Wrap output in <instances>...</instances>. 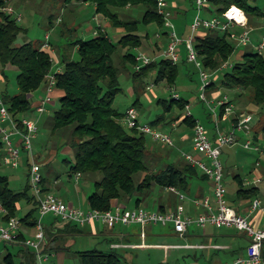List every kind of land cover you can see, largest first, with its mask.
Returning a JSON list of instances; mask_svg holds the SVG:
<instances>
[{"label":"trees","instance_id":"16d2710c","mask_svg":"<svg viewBox=\"0 0 264 264\" xmlns=\"http://www.w3.org/2000/svg\"><path fill=\"white\" fill-rule=\"evenodd\" d=\"M87 1L95 6V13L105 17L112 28L122 29L123 35L116 43L107 33L102 32L90 40L77 39L71 44L77 49L79 56L77 61H73L69 53L59 55L63 70L54 74V77L55 89L62 93V97L59 99L60 106L54 112L50 127L52 134L60 133L66 139L64 146L73 155L70 170L72 175L77 177L101 175V179L94 182V191L87 199L89 209L109 211L112 209L113 201H128L132 198L135 199L134 207L140 208L155 187L164 191L174 189L180 194H190L194 181L206 182L209 180L208 177L190 165L182 154L177 163L171 162L155 169L154 162L150 159L152 154L168 159L171 156L175 157V153H163L161 149L149 145L146 135L123 125L122 119L125 114L114 108L115 99L121 92L120 70L114 64L115 56V60H118L116 62L125 72L131 69L133 90L139 96L148 83V78L153 74L155 84L166 83L169 88L175 86L182 66L189 64L187 55L183 62L177 64H173L165 57L154 60L161 57L163 44L160 45L158 41L152 44L151 34L146 28L154 25V37L159 35V38L167 42L165 20L158 13L157 0ZM254 1L210 0L205 14L220 17L229 7L236 6L244 11L252 27L253 18L264 19V7L252 4ZM188 2L193 5L195 11L194 0ZM6 5L4 0H0V75L5 81L4 90H1L0 95L9 114L15 121L20 122L22 117L29 118L33 112L30 95L46 86L55 59L49 50L42 49L41 43L25 39L23 43L18 44L19 38H24L27 30L13 16L2 12L1 9ZM138 7L145 10L140 20L125 14V9ZM169 9L173 11L172 7ZM185 12L184 9L183 13ZM180 37L186 38L183 35ZM146 41L153 46L151 56L153 61L136 73L134 66L137 63V55L134 51L141 54ZM194 48L203 69L212 74L221 71L222 67L236 56L238 49L230 40L229 31L205 29L195 34ZM238 55L240 57L236 58L237 61L230 66V70L208 89L219 85L228 91H239L240 95H246L247 100L258 108L257 124L263 125L261 133H254V143L258 144V134H261V139L264 136V57L256 49L245 50ZM7 70L18 72L16 77L18 93L15 95H9L6 89ZM158 103L164 107L165 113H173L176 110L177 115L170 121L180 122L192 137L195 118L193 116L188 118L185 113L183 114L188 101L181 98L170 102L159 100ZM138 104L139 99L133 107ZM221 113L223 114V108ZM164 117L165 115L158 116L150 125L156 128ZM3 148L0 139V166L3 165ZM26 163L27 185L20 191L13 190L9 177L0 174V206L5 212L4 219L7 223L11 218L18 217V205L25 200L31 205V209L20 218V223L35 228L39 217L38 202L30 190L28 156ZM232 180L235 185L231 194L233 202L250 200L252 203L258 198V188L247 185L241 175H233ZM42 183H46L44 178ZM226 191L228 203V190ZM44 192L47 193V190L44 189ZM165 211L164 207L159 208V212ZM63 224L65 232L83 233L76 224ZM76 255L80 259V264H121V259L113 251L91 250ZM262 263L264 264V245Z\"/></svg>","mask_w":264,"mask_h":264},{"label":"crops","instance_id":"0c3cea01","mask_svg":"<svg viewBox=\"0 0 264 264\" xmlns=\"http://www.w3.org/2000/svg\"><path fill=\"white\" fill-rule=\"evenodd\" d=\"M4 1L7 4L6 6H11L14 9L15 13L20 15L22 19H24V14L28 11V5L31 2V0ZM46 1L48 3V0ZM186 2H188V0H170V6L172 5L173 8L172 20L176 17H179L180 15H183V10L186 7ZM13 4L15 6H13ZM91 5L92 4L87 0H67L65 1L63 6L61 3L60 7L62 12H60L59 16L62 15V13H64V15L65 13H69L70 15H72L71 17H74L73 14L75 13V11L73 12L72 8L70 7ZM68 8H70V10H68ZM93 10H95L94 5ZM134 12L135 8L125 9V14L133 18L135 17ZM87 22L89 23L85 25V34H89L93 37H96L100 32L107 33V35L109 36V29L114 30V28L111 27V24L105 17L96 13L91 18V20ZM252 23L256 24V26L253 28L254 31L252 33H255L256 37L264 36V19L253 18ZM114 31L113 34H119L123 32V30L119 28H116ZM236 31L238 32L240 31V29H236ZM42 43L43 42H41V44ZM53 51L57 55V57H55V66L57 68L56 73H61L63 67L60 66L61 64L59 60V51H57L56 48H54ZM237 57H240V55H237ZM184 59L185 56H183L180 52L179 62H183ZM212 81L213 83L218 82V80H215V78ZM4 85V78L0 75V86ZM45 87L46 86L43 87L44 91ZM220 89L221 88L219 87V85H217L215 88L207 90V99L213 102V104L206 105L207 108L214 107V103H216L218 100H221L223 97L228 96L227 93L220 91ZM237 92L239 93V91ZM54 97L60 99L62 97V93L54 89L51 94L52 100L54 99ZM38 101L39 99H36L35 103L32 104L33 112L29 115V118L35 121L39 128V121L41 119L39 120L38 117V119L35 120L37 117L34 112ZM188 104H190V101H188ZM230 104L233 106V114L228 117H224V115L221 113V108L216 109L217 114L220 116L218 123L215 122V118L212 112L208 113V125L206 126L205 123H203V125L205 126L211 141H215L218 131L224 133L230 132L233 128V124L235 123L236 115L240 113H248L252 115L253 120L251 123V136L253 137V139L254 133H261V128L258 127L256 119L258 113L257 107L250 103L244 95L240 94H237L235 101L230 99ZM196 105L197 104H195L193 107H195ZM203 108H205V106L201 103V105H199L195 109L198 113V117L196 116L195 118H197L196 120H199L200 122H202V120L199 118H201L200 116L203 112ZM49 110L50 109L46 111L49 112ZM170 119L174 120V116L169 119L167 117H164V120L158 123L156 129H158L159 131L162 130L161 132H164V130H170V132L175 133L178 132V135L176 136V144L179 147V152H182L181 154H194L191 148V133L185 131L184 126L180 124V122L170 121ZM258 135V144L264 147V140L261 139V134ZM37 140L38 136L34 140V154L36 159L41 162V164H39L40 173L42 175V179L44 178L46 180V183L43 184L44 189L47 190L48 193L55 195L71 208L80 209L83 201L86 205V209L80 210H88L89 206L87 199L89 195H85L83 197V200L81 201L79 199H76L77 202H74L73 198L72 201L66 202L65 198L60 197V195H56L59 181L55 178L49 179V177L43 176L42 163L44 166H48L49 163L52 162L51 158L56 156L57 148L59 149V145L54 144L53 147L49 149L50 157L49 159H47V157L43 155V152L47 151L48 147L45 145H40L38 149ZM246 140L247 139L237 136V141L242 145ZM64 144L65 143L63 142L62 147L64 146ZM233 147H235V145L230 148L232 149ZM62 149L70 152L67 147H63ZM258 155L259 157L256 159L255 163L250 166V168L247 167L249 168L248 172L244 174V176H241L245 179L247 185H252L258 188V199L264 200V153ZM222 156H224L222 165L225 182V177L228 176L226 175V173L229 170L231 164L230 160H226L225 158L224 149L222 150L221 157ZM178 157L179 155L175 157L171 156V162L177 163L179 161ZM197 157L201 158L200 156ZM26 162L27 155L25 153H22L18 168L21 170V168L23 167V163L25 164ZM24 168L27 178L28 167ZM235 168L237 169H234V171L240 170L236 166ZM233 174H231V176ZM11 178L12 182L16 180L15 176ZM76 179L79 180L77 176ZM168 193L172 197L171 203L170 198H168L167 203H165L164 205L159 203V207L156 211H159L160 207H164L166 211L175 210L179 207H182L187 216L194 217L204 213V209L202 207H199L197 205V202H201L205 198H209L211 200L213 199V184L210 180H207L206 182L194 181L192 192L190 194H181L183 196V199H181L175 193H172L170 191H168ZM227 195L229 207H231L236 213L242 216H248L251 224L255 228L264 229V216L259 211L251 212L250 200H239L233 202V196L231 194L229 195V192L227 193ZM134 201V198L129 199L128 201H113L112 209L116 207H121L124 209H135ZM142 206L143 204L140 206V208H142ZM30 209V204L21 202L18 205V215L21 214L24 217L30 211ZM4 217L5 212L0 206V228L6 224ZM19 218L21 217L19 216ZM43 225L45 231V240L41 245L39 251H35L31 248H26L24 246V242L26 240L32 239L35 236L36 227L29 228L26 225H22L20 223L19 230L12 242H0V264H80V259L76 254L85 251H74L72 249V246L75 239L85 235L96 241L102 239L104 243H106L107 249L100 250L96 248L93 250L102 252L113 251L121 259V264H224L227 262H232L236 258L244 257L246 254V248L248 247V238L245 237L244 234L238 233L232 229L224 228L218 230L211 226H207L203 229L191 228L187 231L186 234L180 236L173 231L171 226L150 225L142 229L137 225L125 226L119 224L113 227H109L101 222H95L94 224H89L82 227L78 226V228H80L83 233L72 234L70 232L63 231L65 230L63 229L65 226L63 222L58 221L57 218L52 215H48L43 219Z\"/></svg>","mask_w":264,"mask_h":264},{"label":"built area","instance_id":"2783aa9c","mask_svg":"<svg viewBox=\"0 0 264 264\" xmlns=\"http://www.w3.org/2000/svg\"><path fill=\"white\" fill-rule=\"evenodd\" d=\"M210 0H194L195 16L190 27V34L186 39L178 36L172 23V12L170 11L169 0H157L158 13L164 17V27L167 32V44L164 53L173 64L180 60L179 46L183 44L187 53V62L195 66L199 71L201 85L199 88L200 99L206 105L213 104L207 99V90L213 84L211 77L203 69L198 54L194 48L195 34L201 30H219L222 32L229 31L230 40L237 47H246L250 44V30L247 26L245 13L236 6L229 7L222 16H213L211 20L202 18L205 9L209 6ZM235 8V11H233ZM2 12L13 16L17 22L21 21V16L16 14L10 6L1 9ZM241 29L240 32L235 31ZM237 32V33H236ZM159 38L160 36L157 35ZM48 36L42 43L43 50H49L54 56V51L48 42ZM264 48L262 42L255 49L261 53ZM153 60L144 54L138 53L136 56V65L134 71L139 73L141 69L149 65ZM228 67L225 64L223 68ZM45 87V95L38 101L35 111L39 114L44 113L48 104L51 102V94L55 89V77L49 75ZM152 88L149 87L148 90ZM173 100L178 101V94H173ZM211 112L218 123L220 116L217 114V108H223L224 117L233 114V106L223 97L214 103ZM186 117L192 118L190 113V104L186 105ZM237 123L233 125L230 132L218 131L215 141H211L205 126L195 119V125L192 130L191 148L194 154L183 153V158L193 167L201 170L213 184V199L205 198L197 202L199 207L204 209V213L197 216H187L182 207L175 210H168L164 213L159 211H148L143 208L124 209L116 207L109 211L101 212L98 210L71 208L63 201L51 193L44 192L43 179L40 173V166L34 154V140L39 133L38 125L35 121L22 117L20 122L15 121L9 114L7 107L4 105L0 95V139L4 145L2 163L13 169L18 168L21 154L25 153L29 159V185L34 197L38 202V221L36 223V234L32 239L26 240L24 246L39 251L45 240V231L43 219L52 215L63 223H72L80 227L101 222L109 227L115 225H137L144 229L147 226H171L173 231L183 236L191 228L203 229L207 226L220 229H232L238 233L244 234L249 244L244 257L235 259L232 262L224 264H263L262 249L264 245V229L255 228L248 216H242L236 213L228 206L226 200V187L224 184L223 165L221 161L222 150L225 147H232L238 144L237 133H245L248 138L243 144V148L248 151H257L259 154L264 153V147L254 143L251 136L252 115L240 113L236 115ZM125 126L149 136L152 141L167 147L174 146V140L170 134L159 131L150 124L142 125L139 123L138 114L135 108H129L124 116ZM264 140V136H263ZM200 156L201 158L197 157ZM80 175H78V178ZM168 191L175 193L181 199L183 196L174 189ZM259 211L264 216V200L254 199L251 203V212ZM20 227L18 218H11L4 226L0 228V242H12Z\"/></svg>","mask_w":264,"mask_h":264},{"label":"rangeland","instance_id":"374dc122","mask_svg":"<svg viewBox=\"0 0 264 264\" xmlns=\"http://www.w3.org/2000/svg\"><path fill=\"white\" fill-rule=\"evenodd\" d=\"M65 1L67 0H48V3L46 0H31V2L28 5L27 12L24 14V19L20 21V25L27 30L25 37L19 38L18 44L23 43V41L26 39V41L33 42V43H41L45 41L46 35L49 36V44L51 46V49L54 50V48L59 51V55H62L63 53H69L71 55V59L73 61L79 60V56L77 54V50L71 46V44L76 41L77 39H83V40H90L94 37L85 34V25H87V21H90L91 18L95 14V10H93V4L91 6H80V7H70L72 8L74 17H71L69 13H62V15L59 16L61 11V3L62 6L64 5ZM252 4H257L260 7H264V0H255L252 2ZM9 6V5H8ZM13 6H15L13 4ZM11 7V6H10ZM172 7V5L170 6ZM68 8V10H70ZM185 13L183 15H180L179 17H176L172 20V23L174 25L176 33L180 35H183L184 37H188L190 34V27L193 22L195 11L193 8V5L191 3L186 2L185 7ZM145 10L142 7L135 8V17L136 19H141L144 15ZM244 12V11H243ZM246 16V14H245ZM202 18L211 20L213 16L209 14H203ZM247 19V28L251 31L250 32V44L248 47H237V54L236 56L232 57L229 63L227 64L228 67L223 68L218 73L212 74L206 71V73L211 77L210 79L214 80H220L224 73L228 72L230 70V66H232L237 61V55L240 52H243L245 50H254L256 47H258L262 42H264V36L256 37L255 33H252L254 31V27L256 24L253 23L252 27L249 25V19L246 16ZM61 22H60V21ZM115 30V29H114ZM114 30L109 29V37L113 40V42H117L119 38L123 35V33L113 34ZM146 30L151 34L152 37V44L155 42H160L163 44L162 46V54L161 57H156L154 60H159L164 56L165 50H166V44L165 41L161 38H158L157 35L154 37L155 32V26L150 25L146 28ZM236 31V30H235ZM115 32V31H114ZM165 32V30H164ZM237 33V32H236ZM180 37V36H179ZM181 38V37H180ZM182 38V39H186ZM147 42V41H146ZM180 52L183 56H186V49L183 44L180 46ZM120 51V50H119ZM142 53L149 58L152 56L153 52V46L149 45V42L145 43L142 48ZM135 55L140 53L139 51H134ZM261 54L264 57V48L261 51ZM57 57V55L54 53V59ZM116 57V56H115ZM114 57V64L116 67L120 70V87L121 92L118 94V96L115 99L114 102V108L121 114H125L126 111L133 107V104L136 102L137 99H139V104L134 107L138 111V120L139 123L142 125L150 124L152 121L156 120V118L160 115H165L168 119L172 116L177 115V111L174 110L173 113H165L164 107L158 103L159 100H166L168 102L173 100V94L179 95L180 99L184 98L186 101H190V113L195 118L198 117V113L196 112V107L199 105L204 104L205 108H203V112L201 114L202 124L205 123L206 126L208 125V113L211 112L210 107L207 108L206 104L201 101L200 99V75L199 71L195 68L192 64H187L185 67L182 66V70L180 72V77L177 82V84L171 88H169L166 83L161 84H155L153 82L154 80V74L148 78V83L145 84L144 90L141 95H137L133 90V85L130 78V71L126 70V72L120 67V65L116 62ZM153 60V58H151ZM54 64L51 74H56L57 68ZM62 67V65H60ZM18 75L17 71L14 70H7L6 76H7V84L6 89L9 93V95H15L18 93V87H17V80L16 77ZM152 88L148 90L149 87ZM1 90H4L3 86H0V92ZM220 91H223L224 93H227V101L230 102V99L235 101L237 94H239L237 91H228L224 88H221ZM45 95V91L43 88L37 90L35 93L30 95V102L32 104L35 103V100L40 99ZM246 96V95H245ZM193 100V101H192ZM192 101V102H191ZM195 104H197L195 107H193ZM59 99L57 97H54V99H51V102L47 106V110L49 112L45 111L42 114L35 112L36 119L39 117V133H38V149L40 145H45L48 147V150L43 152V155L49 159V149L53 147L54 144H58L59 149L57 148V154L55 157L51 158V163H49L48 166H44L42 163V174L43 176L49 177V179L55 178L59 181L58 190L56 191V195H60V197H63L67 201H72V198L74 202H77L76 199H79L80 201L83 200V197L85 195H90L94 191V182L101 179V175H94V176H81L79 180L76 179L77 175L71 174V166L73 164V155L70 154V152L65 151L62 149L63 142L65 143L64 137L60 134H52L51 131V121L54 116V112L59 109ZM188 112V110H184L183 114ZM248 114V113H245ZM197 119V118H195ZM122 123L125 126L124 118L122 119ZM237 123V120H235V125ZM258 127H263L262 124H258ZM162 131V130H161ZM164 133H168L173 137L174 140V146L173 147H167L163 146L161 144H158L149 136H146L147 142L151 146H155L157 149H161L163 153H175V156L177 153H179L180 157L182 152H179V147L176 144V136L178 135V132H170V130H164ZM243 134V135H241ZM241 135V136H240ZM237 136L240 138L247 139L248 136L245 133H237ZM245 136V137H243ZM67 137V135H65ZM36 142V143H37ZM244 144V143H243ZM224 148V155L226 160H230V168L227 171L225 177V185L226 189L228 190L229 194L233 193V188H235V185L232 183V176L236 174H240L244 176L252 166L256 159L259 157V153L257 151H248L243 148V145L238 142L235 147L232 149ZM62 149V150H61ZM61 150V151H60ZM35 153V151H34ZM227 155V156H226ZM179 158V157H178ZM149 159V157H148ZM150 159L152 160L153 165L155 166V169L157 167H163L169 163H171L170 158H159L158 155L152 154L150 156ZM221 161L223 163L224 156H222ZM38 164H41L37 160ZM225 163V162H224ZM234 166V167H233ZM238 167L240 170H235V168ZM27 168V163H23V167L21 170L13 169L11 167L1 165L0 166V174L5 175L9 177L10 182H12L13 176L16 177V180L11 183V188L15 191H20L27 185V178H26V171L25 168ZM249 167V168H247ZM28 170V168H27ZM234 173V174H233ZM231 174H233L231 176ZM254 177V176H253ZM233 184V185H232ZM33 194V192L31 191ZM69 198V199H68ZM168 198H170L171 203V195L168 193V191L161 190L158 187H155L153 191L148 196L147 200L143 203L142 208L149 210V211H156L159 207V203L164 205L167 203ZM23 203L26 201L23 200ZM182 203V202H181ZM77 205V204H76ZM77 207V206H76ZM80 209L85 210L86 205L82 201V206H80ZM22 218L23 216L17 215ZM20 219V218H19ZM100 249V250H106L107 245L104 243V241L101 240H93L89 236H81L74 240L72 249L74 251H90L93 249Z\"/></svg>","mask_w":264,"mask_h":264},{"label":"clouds","instance_id":"9594fccd","mask_svg":"<svg viewBox=\"0 0 264 264\" xmlns=\"http://www.w3.org/2000/svg\"><path fill=\"white\" fill-rule=\"evenodd\" d=\"M233 11H235V8H233Z\"/></svg>","mask_w":264,"mask_h":264}]
</instances>
